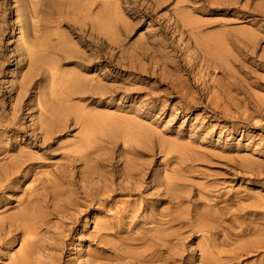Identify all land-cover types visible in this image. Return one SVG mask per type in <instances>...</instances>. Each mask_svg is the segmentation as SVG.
<instances>
[{
	"label": "rangeland",
	"instance_id": "rangeland-1",
	"mask_svg": "<svg viewBox=\"0 0 264 264\" xmlns=\"http://www.w3.org/2000/svg\"><path fill=\"white\" fill-rule=\"evenodd\" d=\"M0 239V264L264 261L232 259L264 240V0H0Z\"/></svg>",
	"mask_w": 264,
	"mask_h": 264
},
{
	"label": "bare ground",
	"instance_id": "bare-ground-1",
	"mask_svg": "<svg viewBox=\"0 0 264 264\" xmlns=\"http://www.w3.org/2000/svg\"><path fill=\"white\" fill-rule=\"evenodd\" d=\"M59 16V15H58ZM63 18V17H62ZM66 20H68V19H66ZM71 25V24H70ZM55 45H56V43H54ZM25 49V48H24ZM48 49V48H47ZM27 49H25V51H26ZM27 52H28V50H27ZM29 56V55H28ZM31 59V58H30ZM255 76V75H254ZM97 85V84H96ZM94 87V86H93ZM51 89V88H50ZM218 114V113H217ZM262 123V122H261ZM88 136H89V134H88ZM87 136V137H88ZM88 139V138H87ZM86 139V140H87ZM48 141H50V140H48ZM90 155V154H89ZM95 176V175H94ZM102 180V179H101ZM133 182V181H132ZM98 184V183H97ZM124 188V187H123ZM139 189V188H138ZM139 190H141V189H139ZM130 192V191H129ZM136 192V191H135ZM29 209H25L24 210V212L25 213H27V214H29ZM64 211H66V210H64ZM70 211H72V210H70ZM68 212V211H67ZM53 213V212H52ZM65 213V212H64ZM80 215V214H79ZM58 216V215H57ZM20 219L21 221H22V215H18V216H16L14 219H12V217L10 218V219H7L4 223H3V234L5 233V230H6V232H8L9 233V231H10V229L12 228V227H14L13 228V230L14 231H20V234H22V235H31V234H33L34 232H35V227L34 226H29V225H27V224H25L23 221L22 222H20V221H18L17 219ZM47 219V218H46ZM17 221L19 222V223H17ZM76 224V223H75ZM43 226V225H42ZM45 226V225H44ZM7 228V229H6ZM42 228V227H41ZM40 228V229H41ZM47 229V228H46ZM44 231V230H43ZM189 232V231H188ZM198 234V233H197ZM197 234H194V235H197ZM185 236H187V235H185ZM184 236V237H185ZM68 238V237H67ZM2 239V238H1ZM0 239V240H1ZM32 239H34V242H35V240H37V238H31V242H33V240ZM66 240V239H65ZM30 241V240H29ZM29 241H26V242H28L29 243ZM156 241V240H155ZM167 241V240H166ZM30 242V243H31ZM157 242V241H156ZM159 242V241H158ZM163 243V242H162ZM167 244V243H166ZM27 245V244H26ZM30 245H32V243L30 244ZM38 247V246H37ZM25 249H26V247H25ZM247 249H249V250H247L246 252H242L241 254H234L233 255V257H232V259L233 260H239L240 258H243V256H249V255H259V254H262V253H264V240H262V239H259V240H257V241H255L252 245H249L248 246V248ZM158 250V249H157ZM167 252V251H166ZM211 252H208V251H206V250H202V256H203V258L201 259L202 261H203V264H221L218 260H216V258H214L213 256H212V254H210ZM23 255V254H22ZM63 255V254H62ZM25 256V254L22 256V258ZM151 257H152V255H151ZM22 258L20 259V261L22 260ZM118 258V257H117ZM150 258V257H149ZM148 258V259H149ZM255 258V257H254ZM120 259V258H119ZM144 259V258H143ZM152 259V258H151ZM118 259H116V261H117ZM125 260V259H124ZM144 260H146L147 261V259L145 258ZM50 261H51V259H50ZM53 261V260H52ZM119 261H121L122 262V260H119ZM154 261V260H153ZM152 261V263H154ZM158 262H160V259H158L157 260ZM162 261V260H161ZM222 261V260H221ZM228 261V260H227ZM226 261V262H227ZM231 261V260H230ZM256 261V260H255ZM125 262V261H124ZM128 262V261H127ZM132 262V261H131ZM140 262V261H139ZM141 262H143L142 261V259H141ZM254 262V261H253ZM51 263V262H50ZM144 263H146L145 261H144ZM150 263H151V261H150ZM228 263V262H227ZM236 263V262H235ZM53 264V263H52ZM163 264V263H162ZM257 264H264V261H262V262H258Z\"/></svg>",
	"mask_w": 264,
	"mask_h": 264
}]
</instances>
